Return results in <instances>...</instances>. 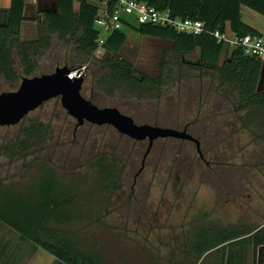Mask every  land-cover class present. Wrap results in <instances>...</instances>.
<instances>
[{"label": "rangeland", "instance_id": "374dc122", "mask_svg": "<svg viewBox=\"0 0 264 264\" xmlns=\"http://www.w3.org/2000/svg\"><path fill=\"white\" fill-rule=\"evenodd\" d=\"M244 10L245 21L264 31V18ZM35 31V26H26L24 39H34ZM126 32L128 40L121 55L142 73L157 78L163 50L170 43ZM53 39L54 47L37 60L36 76L53 73L58 58L72 56L71 45ZM228 56L225 50L223 59ZM189 59L197 61L198 54ZM61 64L59 67H64V61ZM20 83L9 84L0 77V93L15 91ZM211 88L209 82L202 85L195 79H174L148 97L124 89L107 94L96 88L88 70L82 89L86 99L91 98L100 108L119 107L138 125L183 130L193 122L189 133L201 140L205 161L191 142L159 139L141 171L147 140L134 141L111 126L85 124L76 129V120L54 99L27 120L50 125L53 139L42 149H34L24 161L0 157V182L23 188L40 176L42 167H50L62 182L69 172L76 173L86 191L98 180L92 160L99 155L114 156L122 169L123 188L108 197L102 212L105 225H93L89 235L98 241L106 264H177L204 227L255 229L264 223V167H258L264 164L258 155L262 147L256 136L237 122V115L210 94ZM259 88H264V78ZM20 126L0 127V144L13 139ZM55 262L8 227L0 228V264ZM248 264H256L252 247Z\"/></svg>", "mask_w": 264, "mask_h": 264}, {"label": "trees", "instance_id": "16d2710c", "mask_svg": "<svg viewBox=\"0 0 264 264\" xmlns=\"http://www.w3.org/2000/svg\"><path fill=\"white\" fill-rule=\"evenodd\" d=\"M139 1L158 10H170L174 18L200 21L207 32L190 35L170 27L128 25L100 45L101 32L94 25L100 8L94 0H58L57 13L45 14L43 20H28L25 0H12L8 21L0 24V77L15 84L24 77L36 76L37 60L54 47L56 37L59 43L73 47L72 56L58 58L56 67L64 61L63 65L72 71L87 63L96 88L107 94L124 89L129 94L148 97L152 90L161 89L174 79H195L202 85L209 82L210 94L223 101L237 115L242 128L256 136L262 147L258 155L264 159V88H259L264 63L246 56L241 48L219 44L211 35L217 30H229L237 36L264 37L243 15V8H247L264 18V0ZM26 22L36 23L32 40L23 37ZM127 29L170 43L163 50L157 78L142 73L121 55L128 40ZM225 50L229 56L223 59ZM196 54L197 61L189 59ZM27 120L28 116L19 124L20 131L13 139L0 144V157L24 161L34 149H42L53 139L50 125ZM91 165L98 180L86 191L76 173L69 172L62 182L50 167H42L40 176L23 188L0 182V228L8 227L24 243L52 256L56 264H106L98 241L88 229L105 225L106 214L102 212L109 203L108 197L123 188V175L114 156L99 155ZM250 247L256 264H264L263 225L255 229L204 227L177 264H248Z\"/></svg>", "mask_w": 264, "mask_h": 264}, {"label": "water", "instance_id": "95a60500", "mask_svg": "<svg viewBox=\"0 0 264 264\" xmlns=\"http://www.w3.org/2000/svg\"><path fill=\"white\" fill-rule=\"evenodd\" d=\"M53 11H58L57 5L53 7ZM190 64L195 65L192 62ZM70 72L69 68L64 66L56 68L53 73L24 77L15 91L0 93V127H15L45 103L59 99L62 108L76 120V129L85 124L111 126L120 135L134 141L147 140L149 144L143 157L141 171L154 143L159 139L173 138L193 142L199 157L205 160L200 141L188 134L187 130L180 131L149 124L138 125L132 117L123 114L115 107L100 108L91 98L86 99L82 95L85 80H70ZM262 78H264V70Z\"/></svg>", "mask_w": 264, "mask_h": 264}, {"label": "built area", "instance_id": "2783aa9c", "mask_svg": "<svg viewBox=\"0 0 264 264\" xmlns=\"http://www.w3.org/2000/svg\"><path fill=\"white\" fill-rule=\"evenodd\" d=\"M100 8L99 15L94 20L95 28L101 32L99 43L116 31L125 29L128 25H154L170 27L177 32L201 35L206 33L205 25L200 21L174 18L170 10H158L139 0H94ZM211 35L219 44L230 48H241L246 56L255 57L264 63V37L251 35L237 36L230 31H214ZM88 66L80 65L70 72L69 79H86Z\"/></svg>", "mask_w": 264, "mask_h": 264}, {"label": "crops", "instance_id": "0c3cea01", "mask_svg": "<svg viewBox=\"0 0 264 264\" xmlns=\"http://www.w3.org/2000/svg\"><path fill=\"white\" fill-rule=\"evenodd\" d=\"M25 16L28 20H43V16L45 14L50 13H57L53 11V7L55 5L58 6V0H25ZM12 0H0V24H6L9 17V9L11 8ZM78 4H75V10L78 9ZM243 8V13H244ZM248 14V12H247ZM244 15V14H243ZM248 17L251 18V16L248 14ZM245 20V17H244ZM251 25V24H250ZM26 26H35L36 23L32 22H26L24 24V31L26 29ZM258 26V25H257ZM254 27V26H253ZM257 28V27H255ZM258 29V28H257ZM264 34V31L262 29H258ZM229 31V30H228ZM230 33H232L230 31ZM233 34V33H232ZM264 226V223L262 224Z\"/></svg>", "mask_w": 264, "mask_h": 264}, {"label": "flooded vegetation", "instance_id": "af4514ba", "mask_svg": "<svg viewBox=\"0 0 264 264\" xmlns=\"http://www.w3.org/2000/svg\"><path fill=\"white\" fill-rule=\"evenodd\" d=\"M192 125H193V122L187 124V125L184 127L183 130H187V133L190 134V133H189V128L192 127ZM183 130H180V131H183ZM190 135H191V134H190ZM191 136L194 137L193 135H191ZM194 138L197 139V140H199L200 143H202L201 140H200L199 138H196V137H194ZM182 141H185V140H182ZM188 142H190V141H188ZM191 143H193V142H191ZM193 144H195V143H193ZM201 145H202V144H201ZM195 146H196V145H195ZM204 159H205V158H204ZM204 161H205V160H204Z\"/></svg>", "mask_w": 264, "mask_h": 264}]
</instances>
